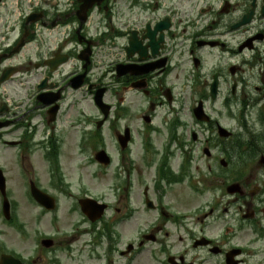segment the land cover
I'll return each instance as SVG.
<instances>
[{
  "label": "flooded vegetation",
  "instance_id": "flooded-vegetation-1",
  "mask_svg": "<svg viewBox=\"0 0 264 264\" xmlns=\"http://www.w3.org/2000/svg\"><path fill=\"white\" fill-rule=\"evenodd\" d=\"M114 1L103 0L85 17L76 0H35L29 17L22 18L23 23L35 19L38 28L62 30L58 42L65 55L57 60L67 63L52 73L43 65L56 52L39 50L34 62L23 68L30 69L22 85L29 92L10 104L0 102V150L15 148L21 159L18 165L1 168L11 207L10 218L1 219L3 225L17 227L14 201L25 216L31 184L44 183L60 207L61 193L54 182L57 175L61 180L67 177L63 164L37 165L36 155L42 149L49 150L53 159L67 149L87 152L89 109L79 107L86 102L71 95L68 85L84 74L81 60L87 47L97 49L105 43V51L111 52L114 44L117 65H146L119 67L114 76L116 97L123 90L130 97H125L124 105L119 97L110 103L112 116L101 127V145L108 152L111 146L117 161L109 174L124 190L131 189L127 197L133 210L129 219H118L111 211L98 227L99 242L87 245L72 236L71 264H77L76 255L95 252L124 259L118 264H264V17L260 16L264 0H125L133 5L111 6ZM247 7H256L255 21L238 30L234 43L231 30L241 18L235 10ZM110 10L113 25L109 20L104 23ZM166 19L171 32L158 44L153 27ZM131 26L141 38L148 31L152 45L160 48L156 54L148 50L147 57L152 58L145 62L136 55L128 58L123 51L121 39ZM102 28L114 35L115 43ZM208 42L218 46L210 48ZM3 54L7 51L0 57ZM4 69L0 66V74ZM152 69L156 73L148 74ZM136 73L147 76H132ZM195 78L200 80L196 101L186 107L183 99L178 100V91ZM45 80L44 90L38 91ZM214 81L216 101L210 97ZM135 83L146 87V93L133 100L130 90ZM199 103L207 116H195ZM44 136L46 141L41 140ZM198 151L208 161L205 165L196 164L192 155ZM175 155L180 164L173 162ZM71 196L79 199V193ZM128 222L130 231L123 235ZM57 253L13 249L0 256L9 254L24 264H62L55 261ZM92 260L99 264L97 258Z\"/></svg>",
  "mask_w": 264,
  "mask_h": 264
},
{
  "label": "rangeland",
  "instance_id": "rangeland-1",
  "mask_svg": "<svg viewBox=\"0 0 264 264\" xmlns=\"http://www.w3.org/2000/svg\"><path fill=\"white\" fill-rule=\"evenodd\" d=\"M197 160H196V164L197 165H205L208 161L201 155L200 151L196 152L194 155Z\"/></svg>",
  "mask_w": 264,
  "mask_h": 264
}]
</instances>
